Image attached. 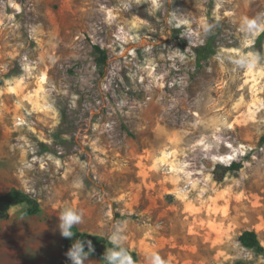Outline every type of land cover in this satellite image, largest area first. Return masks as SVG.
Here are the masks:
<instances>
[{
  "label": "rangeland",
  "instance_id": "374dc122",
  "mask_svg": "<svg viewBox=\"0 0 264 264\" xmlns=\"http://www.w3.org/2000/svg\"><path fill=\"white\" fill-rule=\"evenodd\" d=\"M263 31L264 0H0V197L41 206L0 212V264H70L65 208L140 264H264L239 241L264 245Z\"/></svg>",
  "mask_w": 264,
  "mask_h": 264
},
{
  "label": "trees",
  "instance_id": "16d2710c",
  "mask_svg": "<svg viewBox=\"0 0 264 264\" xmlns=\"http://www.w3.org/2000/svg\"><path fill=\"white\" fill-rule=\"evenodd\" d=\"M264 42V31L259 35L256 40L255 46L259 49L262 48ZM93 52L96 56V61L99 66H105L107 62V56L104 50L99 45H93ZM217 53L216 46L212 40H208L206 44L198 46L195 49L197 64L199 67L202 65V62L209 60ZM39 148L43 152H50L51 149L48 145L44 143H39ZM245 157L241 161H234L229 166L217 165L214 169L213 175L214 179L217 182H223L229 176H236L244 167ZM25 205L26 209L24 214L27 216H35L41 212V206L39 201L34 198L29 193L19 190L12 189L6 195L0 197V212L8 213L14 206ZM75 239H86L91 240L95 251L91 255L93 257L104 258V253L106 252L107 247H112L108 244L107 237L102 235H96L88 232L79 230L77 227L73 228ZM239 241L241 245L248 249L254 251L257 255H264V245L262 244L258 234L252 230H245L239 236ZM72 245V240L65 238L63 248L68 250ZM127 248V247H126ZM128 252L132 255L133 259L136 261V264H140V258L137 251L127 248ZM104 262V261H103ZM105 264V262H104Z\"/></svg>",
  "mask_w": 264,
  "mask_h": 264
},
{
  "label": "clouds",
  "instance_id": "9594fccd",
  "mask_svg": "<svg viewBox=\"0 0 264 264\" xmlns=\"http://www.w3.org/2000/svg\"><path fill=\"white\" fill-rule=\"evenodd\" d=\"M249 24L255 23L249 21ZM58 229L63 238L72 240V245L65 253L70 264H86L89 257L94 253L95 247L91 240L75 239L73 228L82 224L84 219L83 211H77L73 208H65L59 214ZM123 222H118L113 225V231L107 237L108 244L112 247H107L104 253L103 261L105 264H136L132 255L124 246ZM147 264H167V261L161 257L159 253H152L147 258Z\"/></svg>",
  "mask_w": 264,
  "mask_h": 264
},
{
  "label": "bare ground",
  "instance_id": "6f19581e",
  "mask_svg": "<svg viewBox=\"0 0 264 264\" xmlns=\"http://www.w3.org/2000/svg\"><path fill=\"white\" fill-rule=\"evenodd\" d=\"M206 234V233H205ZM224 261V260H223ZM222 262V261H221Z\"/></svg>",
  "mask_w": 264,
  "mask_h": 264
}]
</instances>
